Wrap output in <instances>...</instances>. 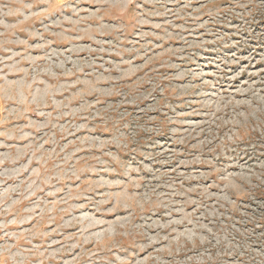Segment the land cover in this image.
Here are the masks:
<instances>
[{
  "label": "rangeland",
  "instance_id": "obj_1",
  "mask_svg": "<svg viewBox=\"0 0 264 264\" xmlns=\"http://www.w3.org/2000/svg\"><path fill=\"white\" fill-rule=\"evenodd\" d=\"M0 264H264V0H0Z\"/></svg>",
  "mask_w": 264,
  "mask_h": 264
}]
</instances>
